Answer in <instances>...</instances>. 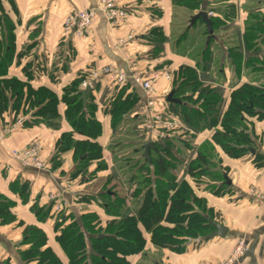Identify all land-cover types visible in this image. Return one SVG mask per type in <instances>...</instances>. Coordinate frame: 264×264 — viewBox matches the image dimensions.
<instances>
[{"label":"crops","instance_id":"crops-1","mask_svg":"<svg viewBox=\"0 0 264 264\" xmlns=\"http://www.w3.org/2000/svg\"><path fill=\"white\" fill-rule=\"evenodd\" d=\"M99 1L13 0L12 5L7 0H1L4 13L15 26V53L24 51L21 59L18 62L15 60L7 71V77L25 81L28 76L29 84L33 88L44 87L60 98L62 89L72 81L82 76L87 77L91 72L98 71L102 67L113 66L127 74L134 71L150 73L162 69L173 73L182 67L180 63L169 57L168 53V44L171 42L169 16L171 10L176 8L170 0H108L127 13L125 21L114 28L109 27L98 11ZM246 1L245 3V0H229L228 3H224L227 8L224 9V16L219 15L216 18L214 15V18L221 21L222 25L214 30L217 35L210 45L216 46L217 53L221 54L219 55L221 62L217 72H214L218 80L216 81L215 77L212 81L206 79L204 84L220 90L222 104H224L222 114L226 111L230 95L234 90L243 84L262 85V81L259 77L256 79V76H263L264 70L255 74L251 69L243 68L240 73H236L228 54V50L235 49L241 42L247 14L252 12L264 15V0ZM222 5L221 3L220 6ZM89 8L98 13L88 34L81 39L65 36L61 29L65 15L72 10ZM212 10L213 7L208 11ZM201 26L204 27L202 24ZM153 29L161 30L165 37V43L161 45V52L157 55L154 53V48L158 44L149 38L150 31ZM229 30L234 32L231 36L218 35V32L222 34ZM204 40L206 44L208 41L205 35ZM258 48H261L264 55V44L259 43ZM210 69H213L212 65ZM94 82L91 95L93 104L96 106L95 117L101 124V135L96 142L101 147V154L104 157L103 147L114 132L110 126V116L106 108L113 96L117 95L123 87L118 88L112 85L104 77L97 78ZM163 84L165 83L162 82L160 85ZM125 88L127 93L133 89L136 92L138 101L133 110L135 112L145 102L144 94L132 83ZM64 110V104L60 103L57 108L59 123L56 129L46 125L24 128L22 123L21 125L16 123L26 117H18L12 123L10 114L1 115L3 121L0 120V127L12 125L13 129L11 134L0 142V199L11 203L10 213L15 217V222L0 225V261L8 260L9 264H25L19 255V251L28 248L27 245H21L22 228L34 226L43 231L47 246L63 264H67L65 255L55 241L58 232L54 230V224L60 215L71 216L75 220L85 215H92L96 217L95 223L98 222L101 229L113 219L98 204L97 195L100 191L95 192L94 188L88 187L91 183L86 177L70 178L76 167L72 151H66L60 155L59 166L55 169L48 166L54 144L59 136L62 133L71 132L64 118ZM134 112H131L130 117L126 116L123 121H127L133 115L132 119L136 118L138 121ZM247 122V132L251 134L255 144L253 154H246L237 159L228 158L212 143L215 129L204 130L196 138L185 137L184 140L189 142L187 143L189 147L183 148L185 160L179 164L182 169L177 170L178 177L185 179L193 188L196 197L205 202L207 209L214 216L213 220L226 223L228 235L206 242H188L184 252L177 254L153 246L149 241V235L139 225L145 238V247L140 253L127 257L128 264H219L228 257L231 248L238 240H245L246 243L241 264H264V207L257 208L253 200L245 194L249 185L264 186V163L257 164L253 161L255 152L264 157V120L248 118ZM217 129L220 128L217 126ZM173 132H167L168 137L175 136L176 133L173 134ZM75 138L83 140L80 136ZM175 138L183 139L184 137ZM32 140L42 144V158L47 164L48 171L24 169L11 158V151L22 149ZM140 142L136 139L132 141L133 147L136 145L138 147ZM205 143L213 147L212 172L229 181L230 184H227L229 192L213 194L211 191L210 193L209 190L216 183L210 182L208 178H202L195 183L185 176L187 159ZM110 155L108 152V157ZM104 164V170L107 168L110 170L113 167L108 162ZM131 170H135L134 163ZM135 184L136 182L131 185L123 197L126 200L128 214L131 215L136 212L141 203V196L139 198L131 196ZM50 196H54L55 199L50 201ZM93 198L96 200L93 201ZM57 204L60 211L55 213L54 205ZM32 207L41 211L43 208H49L48 217L44 221L39 220ZM132 208L134 211L131 212ZM18 223H21L22 227Z\"/></svg>","mask_w":264,"mask_h":264},{"label":"trees","instance_id":"trees-1","mask_svg":"<svg viewBox=\"0 0 264 264\" xmlns=\"http://www.w3.org/2000/svg\"><path fill=\"white\" fill-rule=\"evenodd\" d=\"M7 1L13 5V0ZM170 2L190 13L201 9V0ZM211 20L214 32L222 23L216 18ZM14 29L15 26L4 13L0 0V120L3 121L1 115L4 113L11 115L12 123L18 117L24 116V128L46 125L56 129L59 123L57 108L60 103L64 104V118L71 132L62 133L55 142L50 166L51 169L58 167L60 155L72 151L76 167L70 178L85 177L84 169L88 168L89 163L103 162L102 149L96 142L101 135V124L95 117L96 106L92 101V92L84 104L80 95V84L84 76L62 89L60 98L44 87L33 88L29 84L28 76L25 81L7 77L8 68L24 55V51L15 53ZM204 35L207 36L206 31ZM149 38L157 42L154 53L159 54L165 41L161 30H151ZM211 41L213 40L205 44L200 60L203 74L209 67ZM258 43H264V15L252 13L245 23L239 46L228 50L236 73L243 68L263 72L264 55L261 56ZM171 76L170 92H174L173 98L179 99L180 104L168 103L165 98V111L171 115L175 114L181 121L183 129L180 130V135L184 138L176 139L175 136L168 137L166 134V139H162L161 145L159 142L155 143L156 151L151 152L149 162H146L143 156L142 160L133 162L135 176L144 171L143 178L141 177L139 182L136 181L131 195L133 198L141 196L140 206L134 214H128L125 209V198L104 190L97 195V202L113 219L108 221L103 229L99 227L98 222L95 223L97 219L92 215H85L78 220L60 215L56 219L54 230L58 233L55 241L65 255L67 264H128L127 257L140 253L145 246V238L139 225L149 235L153 246L177 254L184 252L188 242H201L203 237L211 232L205 216L213 219V214L207 209L205 202L196 197L185 179H177L176 166L185 160L183 148L189 147V142L184 139L194 138L204 130L215 129L212 143L225 156L237 159L250 154L255 144L251 134L247 132V119L264 120V85H241L231 93L227 109L222 114L221 92L204 84L207 79L205 75L200 79L194 69L179 67ZM130 83L129 80L125 87ZM125 87L113 96L106 108L113 130L126 116H131L138 101L134 89L127 93ZM135 120L137 121L136 118ZM137 122L141 124V119ZM217 126L220 129H217ZM75 136H80L83 140H76ZM173 140H177V146ZM212 153L213 147L208 143L195 151L193 157L187 159L185 176L195 183L202 178L216 183L211 187L213 194L229 192L226 179L212 172ZM253 161L262 164L264 157L255 152ZM102 165V168H105V164ZM135 176L132 180L136 179ZM217 184L219 185L216 186ZM94 200L96 199L93 198ZM10 207V202L0 199V225L15 222ZM32 209L36 211L39 220L48 217L49 208H43L42 211L35 207ZM18 225L22 227L21 223ZM21 245L28 246L27 249L19 251L25 264H63L47 246L46 235L37 227L23 226ZM0 264L9 262L0 261Z\"/></svg>","mask_w":264,"mask_h":264},{"label":"rangeland","instance_id":"rangeland-1","mask_svg":"<svg viewBox=\"0 0 264 264\" xmlns=\"http://www.w3.org/2000/svg\"><path fill=\"white\" fill-rule=\"evenodd\" d=\"M228 1L229 0H201L200 7H201V9H205L206 11H208L210 8L213 7V10H212L213 15H215L216 18H218L219 15L223 17L224 13H225L224 9H227L224 6L225 5L224 3H228ZM246 2L247 1L245 0V3ZM221 3L223 4L222 6H220ZM195 13H197V11L190 13L187 10H185L183 8H178V7H176L175 10H171V13H170L171 15L169 16L171 19V26H170L171 30L169 33V40L171 42H170V44H168L169 45V47H168L169 57H171L172 59H174L178 63H180L182 65V67H189V68L194 69L196 71V74L199 75L200 79H203L204 78L203 76L205 75L207 77V79H210L212 81V79L215 77V80L217 81L218 77L216 75H214V72H217V68L220 65L221 60H220L219 55H221V54L217 53L216 46H213V44H211L209 46L210 53H211L210 61L208 62L209 67H208V69H206V72L204 74L201 72L202 71V69H201L202 64L200 62V58H201V54L204 50L205 30H204V27L201 26V24L197 23V22L193 25L192 28H189L190 18ZM250 15H252V12H249L247 14V16H250ZM239 17H240V15H239ZM109 27L112 28L111 25H109ZM61 29H62V32L64 34L62 27H61ZM187 29H189V30H187ZM244 29H245V27L243 25V32H244ZM14 33H15V29H14ZM216 33L213 32L215 37L217 35ZM232 33H234V32L232 30L231 31L229 30V31L224 32L222 34L220 32H218V35L219 36L220 35L231 36ZM74 38L81 39L80 37H74ZM205 39H207V36H205ZM259 49H260V52L262 53L261 48H259ZM15 51H16V49H15ZM215 54H216V56L214 57ZM262 55H263V53L261 54V56ZM185 65H187V66H185ZM211 65H212L213 69H210ZM9 68H8V70H9ZM240 72H241V70L238 73H240ZM254 73L256 74V72H254ZM257 77H259L260 81H262L261 84L264 85V75L263 76L258 75V76H256V79H257ZM171 80H172V76H171ZM171 80L168 83H165L163 85H160L162 82H160V81L158 82V86H157L158 89L156 91L157 94H155V98H156L155 104L158 108H160V107L157 103H159L161 106L165 107V105H164L165 98L168 95V93L171 91V87H172ZM175 80H176V78H175ZM182 92H183V90L181 91V93ZM223 108H224V104H221V111H223ZM170 118H171V120L177 122L176 128L173 129V131H174L173 134L176 133L175 137H177V138L181 137L182 135L179 134V133H181L180 130L183 129V125H182L181 121L178 119V117L175 114L172 115ZM144 134H146V132L143 130L142 127H140L139 122H137L136 120H133L132 118L127 119V121H125V122L123 121L122 123H120V125L115 127L111 138L107 139L108 141L106 143V146L103 147L104 157L102 155L103 159H105L104 162H108L109 165H111L113 167H111L110 170H109V168L104 170V168H102L103 167L102 163H104V162H102V163L101 162L89 163L88 168L86 170L84 169L85 172L83 173L84 176L86 177V179L89 181V183H91V184H89L88 187L94 188L95 192L106 190V191H110L112 193H115V195H117L118 197L119 196L124 197L125 193H127L129 191V188L131 187V185L134 184V182H136V181L139 182L141 180L140 178L141 177L143 178V176H144V171L139 172L135 176L134 173L136 171L131 170L133 162L140 160V157L142 156L143 150L141 149V146L145 143V141H147ZM197 135L194 138H196ZM135 139L139 140V142L141 141L140 142L141 144L138 147H137V145L133 147L132 141H135ZM173 141L175 142V145L177 146V140L176 141L173 140ZM155 143H158V142H155ZM161 143H163V141L159 140V145H161ZM134 149H136V150H134ZM108 152H109V154H111L109 157H108ZM137 152L139 154H137ZM180 162H182V161H180ZM128 163H129V165H128ZM48 166H50V165L48 164ZM100 167H101V169H100ZM176 167H177V170L182 169V168H180V165H178ZM49 170H51L50 167H49ZM134 176L136 179L132 180V177H134ZM178 176H179V174L177 175V179H180ZM135 185H133L134 189H135ZM252 187H254L256 189H264V186H261L259 184H252V185L248 186L246 191H248L249 188H252ZM191 189L193 191L192 187H191ZM211 190H209L210 193H211ZM193 193H194V191H193ZM58 205L59 204L55 205L56 206V208L54 209L55 213L60 211V207ZM129 205H133V204H129ZM263 207H264V204L257 205V208L261 209ZM125 209L127 210V207ZM129 209H130V206H129ZM33 211H34V209H33ZM132 211H134V208H132L131 212ZM69 219H66V221H69ZM237 242L238 241H236L234 246L231 248L228 257L225 258L224 260H222L221 262L227 260L230 257V253L236 247ZM221 262H219V263H221Z\"/></svg>","mask_w":264,"mask_h":264},{"label":"built area","instance_id":"built-area-1","mask_svg":"<svg viewBox=\"0 0 264 264\" xmlns=\"http://www.w3.org/2000/svg\"><path fill=\"white\" fill-rule=\"evenodd\" d=\"M99 4L100 9L98 11L112 28L120 26L125 21L127 13L124 9L114 6V3L108 0H100ZM98 11L91 8L69 11L62 22L65 36L84 38L88 34L93 21L96 19ZM207 15L210 18H214L212 11H207ZM171 74V71L166 69L152 71L150 73L134 71L127 74L117 70L113 66H107L102 67L98 71L91 72L87 77L85 76L80 84V89L83 90L86 87L93 88L94 81L100 77L107 78L112 85L118 88L125 87L128 80H130L145 97V102L138 107L135 114L138 119H141L140 127L146 132L144 136L147 141L145 142L155 143L162 140L167 132L173 131L177 126V122L171 120L170 117L172 115L165 111V107L157 103L160 107L158 108L155 104L158 82L168 83L171 80ZM21 123H23V120H19L16 125H21ZM12 129V125L0 127V142L11 134ZM10 156L24 169L48 171L47 164L42 159V144L37 140H32L22 149L11 151ZM245 194L256 205L264 204V189L252 187ZM54 199V196H50V201ZM245 247V240H238L236 247L230 253V257L219 264H241V260L245 254Z\"/></svg>","mask_w":264,"mask_h":264},{"label":"water","instance_id":"water-1","mask_svg":"<svg viewBox=\"0 0 264 264\" xmlns=\"http://www.w3.org/2000/svg\"><path fill=\"white\" fill-rule=\"evenodd\" d=\"M196 22H201L204 25L205 31L207 33V41L215 39V36L213 34V29H212V20L207 15V11L205 9H200L199 11H197V13H195L190 18L189 28H192ZM91 92H92L91 87H86L85 89L80 90L81 99H82L84 104H86L87 96ZM173 94H174V92H170L166 97V101L168 103L180 104V100L174 99ZM141 149L143 150L142 156H143L144 160L146 162H149L151 152L156 151L155 143L146 142L141 146ZM250 153L253 154L254 150H250ZM226 183L228 185L230 184L229 181H227V180H226ZM205 218H206L208 225L211 227V232L203 237V239H202L203 242L212 240L214 238H224L228 235L229 231L227 229L226 223H224V222L219 223V222H217L211 218H208L207 216H205Z\"/></svg>","mask_w":264,"mask_h":264}]
</instances>
